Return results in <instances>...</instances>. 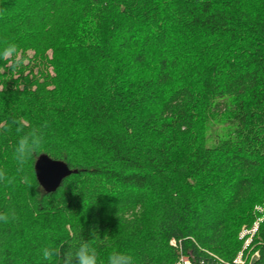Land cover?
<instances>
[{"label": "trees", "instance_id": "16d2710c", "mask_svg": "<svg viewBox=\"0 0 264 264\" xmlns=\"http://www.w3.org/2000/svg\"><path fill=\"white\" fill-rule=\"evenodd\" d=\"M30 60L51 69L48 95ZM0 86V127H41L43 154L76 171L52 194L34 172L32 187L0 183V212L16 216L0 222V264H49L42 247L82 240L98 264H174L178 250L232 264L263 201L264 0H0ZM223 114L232 135L205 145L202 121ZM17 139L0 134V168L19 177ZM140 202L159 228L133 238L119 215Z\"/></svg>", "mask_w": 264, "mask_h": 264}, {"label": "clouds", "instance_id": "9594fccd", "mask_svg": "<svg viewBox=\"0 0 264 264\" xmlns=\"http://www.w3.org/2000/svg\"><path fill=\"white\" fill-rule=\"evenodd\" d=\"M6 51L14 54L15 45L9 44ZM13 126L18 135L13 149V159L17 165V172H23L30 160L43 154L45 134L41 127L30 126L25 130L24 125L15 120L0 127V134L11 131ZM17 182L26 184L28 187H32L33 183L31 177L26 174L19 177L10 176L6 169L0 168V183L11 186ZM15 219L14 212H0V222L7 224ZM61 248L62 246L42 247L40 250L42 259L49 264H52L54 260L58 261V264H98L96 249L87 240H82L75 250L61 252ZM108 264H134V259L129 254H113L109 257Z\"/></svg>", "mask_w": 264, "mask_h": 264}, {"label": "rangeland", "instance_id": "374dc122", "mask_svg": "<svg viewBox=\"0 0 264 264\" xmlns=\"http://www.w3.org/2000/svg\"><path fill=\"white\" fill-rule=\"evenodd\" d=\"M20 56H21L20 54L15 55L16 60H18L20 58ZM3 61H6V65H4V68L1 69V73L4 72L5 68L8 69V66L12 65V63H13L12 55L6 54ZM24 62L26 63L27 60H25ZM30 63H31L30 69L32 70L31 73L33 75L32 76L33 80H38L39 83H41L44 86L41 89L42 91H44L43 94L48 95V93H49L48 91H52V89H53V87L49 85V81H47V79H46V77L52 76L51 69L49 67H47V65L40 60H36V61L30 60ZM10 74L11 73L9 71H7L8 79H9ZM10 77H12V74ZM7 82H8L7 86L5 88L0 86V89L2 87V89L4 88L5 90H9V89L12 90L14 85L9 80ZM32 89H34V86L32 87ZM41 90H40V92L42 93ZM233 130H234V124H233L232 120L229 119L227 114L215 116V117H212L209 119L205 118L202 121V130H201L202 140L204 141L205 145L211 146V145H214V143L217 140L226 139L228 136H231L233 133ZM26 166H27L26 168L28 171L27 174L29 175V177H31V179H33L32 174H33L34 164H31V169H30V161ZM96 183H99V181L97 182V180H96ZM57 200L59 202L61 201V200H59V198ZM140 205L138 207L131 209L130 211H128V213L120 214V215L117 214L122 218V220L129 222V224H128L129 228L132 229V230H130V235L133 238H136L137 236H139L140 232L141 233H144V232L155 233L158 231V228H159L158 217H157L158 213L156 212L153 205L146 203V202H142V203L140 202ZM109 218H110V216H108V219ZM133 221H134V223H132ZM251 227L242 226L240 228V231L238 233V240H240L242 242V246H241V249L239 250V252L236 254V257L232 261V264H234V261H236L238 259V257L240 256V254L242 252L244 254H248V257H251V255L258 252L259 247L261 245H263L262 241L257 240L255 243L254 242H253V244L251 243V245L249 247H247L245 249L243 248L245 245L246 237L242 238V237H240V235L242 234V231L244 229L250 230ZM116 228L118 230H124L125 231V229L127 227L124 224H118L116 226ZM254 239L255 238H253V240ZM171 242H172V240L169 242L170 245H171ZM176 254H177V258H176V261L174 264H177L180 260H184L187 258L185 255H183V253L180 250L176 251ZM247 263H249L248 259L243 264H247Z\"/></svg>", "mask_w": 264, "mask_h": 264}, {"label": "water", "instance_id": "95a60500", "mask_svg": "<svg viewBox=\"0 0 264 264\" xmlns=\"http://www.w3.org/2000/svg\"><path fill=\"white\" fill-rule=\"evenodd\" d=\"M33 172L38 185L47 194L55 193L66 178L76 173L66 163L51 159L45 154L37 157Z\"/></svg>", "mask_w": 264, "mask_h": 264}, {"label": "built area", "instance_id": "2783aa9c", "mask_svg": "<svg viewBox=\"0 0 264 264\" xmlns=\"http://www.w3.org/2000/svg\"><path fill=\"white\" fill-rule=\"evenodd\" d=\"M255 213H256V219L254 220L252 227L250 228V230H243L242 234L240 235V237H246L245 239V245H244V249L249 247L252 243V240L254 238V236L258 233L260 225L262 223H264V192H263V201L261 205H258L255 207ZM172 246H175V242L172 241L171 242ZM264 246V243H263ZM259 257V252H256L255 254L251 255V257H248V254H244L243 252L240 254V256L238 257V259L236 261H234V264H243L247 259L248 262H251L252 260L256 259ZM243 260V261H242ZM177 264H191V261L186 258L184 260H180Z\"/></svg>", "mask_w": 264, "mask_h": 264}]
</instances>
